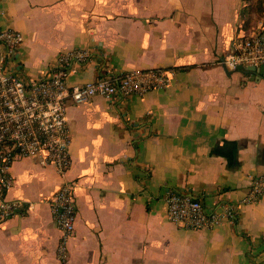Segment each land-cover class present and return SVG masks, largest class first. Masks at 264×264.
I'll return each mask as SVG.
<instances>
[{
  "label": "crops",
  "instance_id": "obj_1",
  "mask_svg": "<svg viewBox=\"0 0 264 264\" xmlns=\"http://www.w3.org/2000/svg\"><path fill=\"white\" fill-rule=\"evenodd\" d=\"M248 4L0 0V27L24 37L10 66L23 78L43 77L61 51L77 47L93 56L69 85L174 71L169 87L141 98L69 103L72 165L64 174L34 158L14 161L8 196L32 207L0 225V264H264V195L242 204L234 221L200 230L172 223L163 200L171 187L214 211L240 202L264 173V75L222 63L246 31ZM64 181L76 184L77 218L61 260L62 231L46 198Z\"/></svg>",
  "mask_w": 264,
  "mask_h": 264
},
{
  "label": "built area",
  "instance_id": "obj_2",
  "mask_svg": "<svg viewBox=\"0 0 264 264\" xmlns=\"http://www.w3.org/2000/svg\"><path fill=\"white\" fill-rule=\"evenodd\" d=\"M2 13L0 6V16ZM23 40L21 31L0 27V225L32 207L31 201L8 196L15 183L12 165L16 159H37L44 166L54 165L60 174L71 167L69 103H87L95 96L111 100L141 98L150 91L169 87L174 75V71L167 68L133 70L69 85L68 78L93 56L90 49L77 47L61 51L43 77L23 78L10 69ZM222 63L232 71L240 65H263L264 29L237 34ZM75 187V183L64 181L46 198L62 231L57 247L61 260L68 258V241L75 231ZM263 195L264 173L251 178L250 188L240 202L223 204L214 211H208L201 199L171 187L165 189L163 200L172 223L200 230L234 221L242 204L254 203Z\"/></svg>",
  "mask_w": 264,
  "mask_h": 264
},
{
  "label": "rangeland",
  "instance_id": "obj_3",
  "mask_svg": "<svg viewBox=\"0 0 264 264\" xmlns=\"http://www.w3.org/2000/svg\"><path fill=\"white\" fill-rule=\"evenodd\" d=\"M247 7L245 8L246 11L244 15V21L241 20V27L245 28L248 26L247 30L249 31H260L264 29V0H247ZM250 8V9H249ZM255 8L257 10L255 11Z\"/></svg>",
  "mask_w": 264,
  "mask_h": 264
},
{
  "label": "water",
  "instance_id": "obj_4",
  "mask_svg": "<svg viewBox=\"0 0 264 264\" xmlns=\"http://www.w3.org/2000/svg\"><path fill=\"white\" fill-rule=\"evenodd\" d=\"M235 71H242L243 73H246V74H249V75L256 74V73L264 75V64L261 65L260 67H243V66L240 65V66L237 67V69Z\"/></svg>",
  "mask_w": 264,
  "mask_h": 264
},
{
  "label": "trees",
  "instance_id": "obj_5",
  "mask_svg": "<svg viewBox=\"0 0 264 264\" xmlns=\"http://www.w3.org/2000/svg\"><path fill=\"white\" fill-rule=\"evenodd\" d=\"M244 15H245V11L243 10L242 13H241V20L244 21V23H245V20H244V18H243ZM249 25H250V24L248 23V26H249ZM248 26H245V28L241 27V29H244V30H245V29H248ZM246 31H247V30H246Z\"/></svg>",
  "mask_w": 264,
  "mask_h": 264
}]
</instances>
